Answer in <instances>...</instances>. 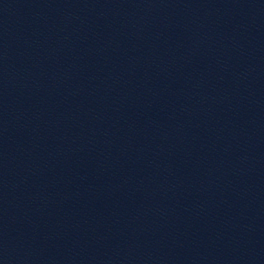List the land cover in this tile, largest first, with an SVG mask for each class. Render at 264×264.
Returning <instances> with one entry per match:
<instances>
[{
	"label": "water",
	"instance_id": "obj_1",
	"mask_svg": "<svg viewBox=\"0 0 264 264\" xmlns=\"http://www.w3.org/2000/svg\"><path fill=\"white\" fill-rule=\"evenodd\" d=\"M0 264H264V181L0 8Z\"/></svg>",
	"mask_w": 264,
	"mask_h": 264
}]
</instances>
